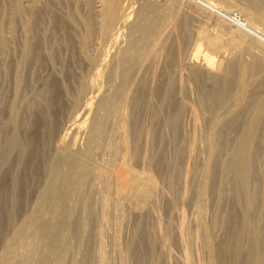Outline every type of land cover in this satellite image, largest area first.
Wrapping results in <instances>:
<instances>
[{
    "label": "bare ground",
    "instance_id": "6f19581e",
    "mask_svg": "<svg viewBox=\"0 0 264 264\" xmlns=\"http://www.w3.org/2000/svg\"><path fill=\"white\" fill-rule=\"evenodd\" d=\"M0 264H264V0H0Z\"/></svg>",
    "mask_w": 264,
    "mask_h": 264
},
{
    "label": "rangeland",
    "instance_id": "374dc122",
    "mask_svg": "<svg viewBox=\"0 0 264 264\" xmlns=\"http://www.w3.org/2000/svg\"><path fill=\"white\" fill-rule=\"evenodd\" d=\"M241 11H242V14H243V12L245 13V11H243V9H242V5L241 4H238V7H235L233 10H232V12L234 13V14H236L237 12H239L240 14H241ZM187 128V127H186ZM189 128V127H188ZM187 128V129H188ZM188 132H189V129H188ZM187 132V133H188ZM204 156V155H203ZM202 158V159H201ZM199 159V161L200 160H203L204 159V157H202L201 155H200V157L198 158ZM162 195L163 194H161V196L159 197V201L161 200V198L162 199H164V197H162ZM164 196V195H163ZM163 200H161L160 202H162ZM125 228H126V230H125V237H127V234H129V232H130V230H132L131 228H133V223H132V221L130 222V221H128V223L127 224H125ZM131 226V227H130ZM128 227H130V230L128 229ZM129 230V231H128ZM127 233V234H126Z\"/></svg>",
    "mask_w": 264,
    "mask_h": 264
}]
</instances>
